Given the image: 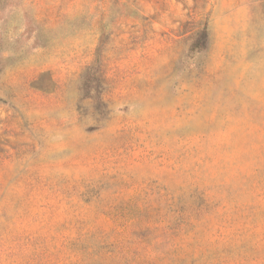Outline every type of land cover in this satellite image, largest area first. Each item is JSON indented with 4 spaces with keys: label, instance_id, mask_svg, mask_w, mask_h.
Segmentation results:
<instances>
[{
    "label": "rangeland",
    "instance_id": "1",
    "mask_svg": "<svg viewBox=\"0 0 264 264\" xmlns=\"http://www.w3.org/2000/svg\"><path fill=\"white\" fill-rule=\"evenodd\" d=\"M0 264H264V0H0Z\"/></svg>",
    "mask_w": 264,
    "mask_h": 264
},
{
    "label": "trees",
    "instance_id": "2",
    "mask_svg": "<svg viewBox=\"0 0 264 264\" xmlns=\"http://www.w3.org/2000/svg\"><path fill=\"white\" fill-rule=\"evenodd\" d=\"M205 39H206L205 32H202V34L200 35V39H198L197 47L202 49L205 45Z\"/></svg>",
    "mask_w": 264,
    "mask_h": 264
}]
</instances>
